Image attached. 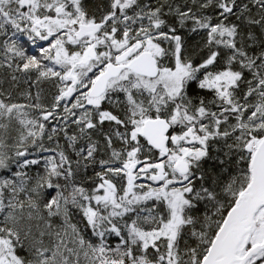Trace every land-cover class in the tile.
<instances>
[{"label": "snow or ice", "instance_id": "6c2138e0", "mask_svg": "<svg viewBox=\"0 0 264 264\" xmlns=\"http://www.w3.org/2000/svg\"><path fill=\"white\" fill-rule=\"evenodd\" d=\"M242 25L264 33V0H0L27 86L0 90V264H264V41Z\"/></svg>", "mask_w": 264, "mask_h": 264}, {"label": "trees", "instance_id": "16d2710c", "mask_svg": "<svg viewBox=\"0 0 264 264\" xmlns=\"http://www.w3.org/2000/svg\"><path fill=\"white\" fill-rule=\"evenodd\" d=\"M181 1H182L181 3L185 2V0H181ZM245 1H247V0H244V2ZM84 2L91 10H95L97 4L106 3V0H86ZM156 3H157V0H147V2L145 4L155 5ZM234 21H235V19H234ZM236 22L241 23L240 21H236ZM242 28L245 32L251 31L254 34L255 44H252L251 47L258 51L261 41H264V33L261 32V30L259 29L258 26L248 28V26L242 25ZM183 38H184L185 45H186L189 53H193V52L197 53L196 57H198V58L206 55V53L204 52L206 49L204 48V44L201 42V41L205 40L204 37L190 36L188 34H184ZM4 39H5V37L0 36V43H2ZM18 40L24 46V48L26 49V51L30 55H38L39 54V48L41 46L47 47V45H48L47 41H40L38 39L35 41V43L28 41L26 36L23 34H21L18 37ZM249 43L251 44V42H249ZM203 52H204V55L202 54ZM0 59H2V57H0ZM218 67H219V65H218ZM26 87L27 86L21 82L17 88H14L12 81H11L10 71L7 70L6 68H0V90H6V91L12 92L13 98L15 101L20 102V103L26 102L24 100V98L19 95V93L21 91H23ZM43 87L45 89V96L47 97V99L50 100L51 99L50 92L55 91V89L52 87V85L50 83H45L43 85ZM34 91H35V89H33V92ZM204 94L209 96V98H210V95H211L210 93H204ZM105 107H106V105H105ZM107 127H108V125L106 124L105 128H107ZM43 142H44L45 146H48L50 143L46 137L44 138ZM60 143H61V145H63L64 140L61 139ZM49 154L50 153L41 154L38 151H32V155L29 156V158L30 159L31 158L40 159L41 155H49ZM213 155H216V153L213 152ZM42 163H43V161L41 160V166L39 167V170L41 172L43 171ZM211 163L212 162L209 161L208 164H206L205 166L207 167ZM13 170H15V169H13ZM35 170L36 169L34 168L33 171H35ZM96 170L98 171L99 169L97 168ZM92 174H93V170L90 168L88 170L87 175L91 176ZM85 186L91 187V185L89 183H86ZM72 212H73L72 222L78 225L81 233L85 236V238L98 242V238L92 235L90 227H86V222L84 221L82 215L79 212H77L75 209H73ZM0 218H2V217H0ZM52 221H53L54 228H56L62 224V219L59 217H53ZM45 241L47 242V237L45 238ZM107 242L109 244H111L112 246H115V244L118 242V238H116L114 235L109 236V237H107ZM69 247H76V245H74L70 242V238H69ZM21 254L23 255L24 253L21 252ZM74 259H75V257H73V260ZM80 264H88V261L86 259L81 260V258H80Z\"/></svg>", "mask_w": 264, "mask_h": 264}, {"label": "rangeland", "instance_id": "374dc122", "mask_svg": "<svg viewBox=\"0 0 264 264\" xmlns=\"http://www.w3.org/2000/svg\"><path fill=\"white\" fill-rule=\"evenodd\" d=\"M84 1H86V0H84ZM106 2H107V0H106ZM147 2V0H145V3ZM175 2L176 3H181L182 1L181 0H175ZM245 2H247V1H245ZM232 19L234 20L235 19V17H232ZM181 35L184 37V34H188V35H190V36H198V37H204V39L206 40V34L204 33V32H197V33H190L189 31H188V29L187 28H185V29H182L181 30ZM205 40H203V41H201L203 44H204V41ZM206 49V48H205ZM205 53H206V55H207V49L204 51ZM204 52L202 53L203 55H204ZM205 55V56H206ZM203 57V56H202ZM106 107H107V105H106ZM5 175H8L7 174V172H5L4 170H0V177H3V176H5ZM143 182H145V183H151V182H149V181H143ZM80 258H81V260H85V258H84V256L81 254V256H80Z\"/></svg>", "mask_w": 264, "mask_h": 264}, {"label": "flooded vegetation", "instance_id": "af4514ba", "mask_svg": "<svg viewBox=\"0 0 264 264\" xmlns=\"http://www.w3.org/2000/svg\"><path fill=\"white\" fill-rule=\"evenodd\" d=\"M143 2L145 3V0H143ZM203 57H204V56H203ZM199 58H200V57H199ZM199 58H198V57H196V59H197V60H199Z\"/></svg>", "mask_w": 264, "mask_h": 264}, {"label": "bare ground", "instance_id": "6f19581e", "mask_svg": "<svg viewBox=\"0 0 264 264\" xmlns=\"http://www.w3.org/2000/svg\"><path fill=\"white\" fill-rule=\"evenodd\" d=\"M20 101V100H19Z\"/></svg>", "mask_w": 264, "mask_h": 264}]
</instances>
